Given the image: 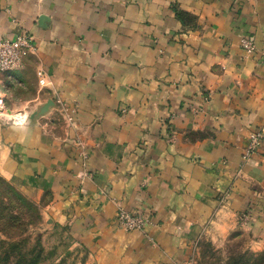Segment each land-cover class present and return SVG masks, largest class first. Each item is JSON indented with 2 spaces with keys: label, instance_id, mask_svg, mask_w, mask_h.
I'll return each instance as SVG.
<instances>
[{
  "label": "crops",
  "instance_id": "obj_1",
  "mask_svg": "<svg viewBox=\"0 0 264 264\" xmlns=\"http://www.w3.org/2000/svg\"><path fill=\"white\" fill-rule=\"evenodd\" d=\"M22 35L32 53L0 73V179L84 264H199L245 233L262 250L264 142L242 155L264 127V0H0V40Z\"/></svg>",
  "mask_w": 264,
  "mask_h": 264
},
{
  "label": "rangeland",
  "instance_id": "obj_2",
  "mask_svg": "<svg viewBox=\"0 0 264 264\" xmlns=\"http://www.w3.org/2000/svg\"><path fill=\"white\" fill-rule=\"evenodd\" d=\"M6 190L3 184H0V217L4 213L2 220H0V238L3 240L15 241L20 238H28L29 244L32 245L37 239L40 240L46 252H50L56 247V257L66 256L68 253V262L74 264H84L86 255L77 246L73 245L72 239L67 230L63 227H48L40 221H36L31 213L18 211L14 209V205L8 204L5 200ZM14 216L19 222L11 230V227L7 223V217ZM242 221L245 222L244 218ZM247 222V221H246ZM23 227L20 228L19 224ZM249 235H233L225 241V248L223 252L221 250H214L213 247L208 248L204 245L201 247L202 257H200L199 264H226V262H232L238 259L250 260L246 264H254L256 258H260V254L264 253V246L262 250H258L253 247V244L249 241ZM210 246V245H209ZM252 246V247H251ZM257 249V250H256ZM210 258V259H208ZM254 259V260H253ZM261 264V263H255Z\"/></svg>",
  "mask_w": 264,
  "mask_h": 264
},
{
  "label": "trees",
  "instance_id": "obj_3",
  "mask_svg": "<svg viewBox=\"0 0 264 264\" xmlns=\"http://www.w3.org/2000/svg\"><path fill=\"white\" fill-rule=\"evenodd\" d=\"M177 15L180 18L184 16V14L180 12ZM0 184H3L5 187V200L8 204H17L18 207L14 205V209L18 211H23L24 209L26 212L31 213L37 222L41 220L39 211L34 204L28 201L2 179H0ZM3 215L4 213L1 214L0 220H2ZM7 218V223L12 230L19 221L14 216ZM19 226L20 228L23 227L21 223ZM56 250V247H54L50 252H46L39 239H37L34 244L30 245L29 239L25 237L15 241H6L0 238V264H74L68 262V253L66 256L61 255L56 257ZM259 256L260 258L253 260L255 263L264 264V253H261ZM249 261L241 258L232 261L231 263L226 262V264H246Z\"/></svg>",
  "mask_w": 264,
  "mask_h": 264
},
{
  "label": "built area",
  "instance_id": "obj_4",
  "mask_svg": "<svg viewBox=\"0 0 264 264\" xmlns=\"http://www.w3.org/2000/svg\"><path fill=\"white\" fill-rule=\"evenodd\" d=\"M241 47L247 54L253 51V45L249 39H243ZM32 51V39L27 35L18 36L15 40H0V73H11L20 70L23 58ZM12 121L20 123V119H13ZM262 142H264V127L248 137L242 161H249ZM90 177L91 175L84 171L79 172L77 175L80 181ZM116 224L126 232L144 233L149 221L143 215L126 211L121 207L116 214Z\"/></svg>",
  "mask_w": 264,
  "mask_h": 264
},
{
  "label": "water",
  "instance_id": "obj_5",
  "mask_svg": "<svg viewBox=\"0 0 264 264\" xmlns=\"http://www.w3.org/2000/svg\"><path fill=\"white\" fill-rule=\"evenodd\" d=\"M40 23L42 21H45L46 18L45 17H40ZM52 106V102L51 101H48L47 103H45L43 106H41L37 111H35L34 113L31 114L30 116V119L31 120H34L42 115H44L48 109Z\"/></svg>",
  "mask_w": 264,
  "mask_h": 264
}]
</instances>
